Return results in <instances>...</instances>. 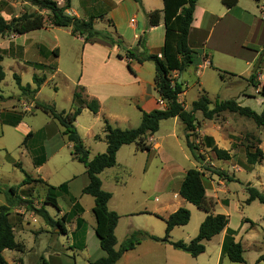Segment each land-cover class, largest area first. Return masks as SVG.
<instances>
[{"label":"rangeland","instance_id":"obj_1","mask_svg":"<svg viewBox=\"0 0 264 264\" xmlns=\"http://www.w3.org/2000/svg\"><path fill=\"white\" fill-rule=\"evenodd\" d=\"M72 1L75 6L80 7V0ZM246 1L249 3L255 0H243V3ZM198 3L196 26L192 25L189 34V44L197 54L193 63L182 74L176 71L171 73L173 80L183 75L181 82L184 84V92L179 95V100L190 110L192 103L205 93L211 100V108L215 106L217 100L233 98L238 102L243 100L242 106L261 112L264 108V98L261 95L264 94V88H261L259 78L256 81L259 83L257 86L249 80L248 75L245 74V60L232 59L222 50L213 51V47L220 48V46L226 50L227 42L238 40L237 31L228 29V32H225L223 29L225 22L213 31L210 21L207 22V31L199 30L198 24H201L204 18L205 8L213 10V13H220L224 8L222 1L199 0ZM105 8L106 5L104 7L94 5L90 11L96 16H104L107 13L106 18H112ZM36 9L37 7L25 0H0V15L8 21L24 11L31 12ZM41 12L49 27L50 12L48 10ZM256 15L257 20L260 19L259 12ZM109 23L112 24L113 21L110 20ZM94 25L100 30L107 23L100 21L99 17ZM258 25L255 30L258 29ZM113 30L111 26L110 31ZM28 37L34 38L33 42L43 44L48 52L40 44L32 43L16 34L7 33L0 36V52L4 55L2 63L5 71V78L0 83V186L7 188L16 186L20 196L24 195L27 199H31L34 205L41 206L46 200L47 187L43 182L35 181L32 182L33 186L26 188L27 184H21L26 177L25 173L35 179L43 178L49 185L58 186L66 182L68 193L57 190L58 205L67 210L79 200L84 207L86 212L83 217L89 231L87 236L89 249L86 251L77 248L85 240V237L84 240L82 238L84 223L80 225V230L73 231L77 225L78 209L68 214L65 221L67 233L64 234L60 233L58 227L48 225L39 215L40 218L38 217L37 220L25 214L32 211L23 212L25 206L17 204L10 208L9 217L15 227L16 241L22 242L25 247L23 251L7 249L4 251V256L8 261L7 264H44V261L47 264H86L89 257L98 256L96 251L99 243L95 233L96 219L91 211L94 198L89 194L82 199L79 198L83 186L87 185L89 180L86 167L74 157L72 143L63 134V127L49 114L36 108L30 95L22 93L14 73L21 77L23 85L30 84L32 87L35 86L33 76L44 75L47 80L37 93L36 100L53 104L58 111L70 112L75 108L73 93L77 85H83L81 80L91 84V88L84 93V96L99 93L106 97L103 98L102 112L93 113L84 107L75 122L92 158L107 149L104 133L105 118L113 127L130 129L139 126L141 110L138 109L135 98L142 88L148 91V94L155 92L150 84L154 82L155 65L148 61L149 64H144L138 73L131 74L128 63L125 66L114 62L102 64L101 56L116 55L114 47H110L109 53L107 47L94 46L91 55H98L95 69L100 70L101 75H99L89 65L83 67L82 57L86 55L85 44L73 35L68 27L51 26L46 31L36 32ZM55 48H58L56 54L52 52ZM208 48L210 53H215L216 58V64L210 66L205 65L203 60L205 55H208L203 53V50ZM121 49L125 50L123 47ZM222 71L228 72L224 78L221 77ZM106 75L115 76L120 80L121 91L116 101L109 99L115 86L98 81ZM158 103L159 108H165L167 105L162 99ZM196 116L198 128L192 139L200 144L198 153L202 156L199 160L193 158L186 146L185 125L179 118H169L161 121L160 128L155 133V140L162 144L161 156L143 153L136 150L134 143L129 144L117 154V164L100 174L103 189L112 193L109 208L120 215L117 229L120 242H123L129 230L131 232L143 230L163 236L166 228L165 218L179 207L188 208L191 211V219L188 224L178 226L171 237L173 240L193 239L198 234L199 221L205 211L186 200L181 202L182 198H175L174 193L179 190L184 171L196 167L202 173L208 199L215 203L211 213L228 215L230 227L236 230L237 241H241L244 247L246 262L243 264H256L258 257L264 253V204L257 200L250 204L245 202L248 197L246 184L251 182L264 191V160L255 165L248 164L246 149L248 147L254 151L251 147L255 143L250 137L252 135L261 137L264 142V127L257 126L251 118L228 111L212 120L206 119L201 112H196ZM21 117V126L14 127L6 123V120L15 122ZM122 117L126 120L123 121ZM202 128L213 135L211 137L215 144L229 150L232 155L230 160H220L212 150L206 148L212 143L201 134ZM29 131H32L33 135L24 142L25 135ZM146 144H149V140ZM40 147L45 149L48 157L47 163L41 169L33 160L35 154L40 153ZM260 147L264 150V143ZM162 160L170 161L169 170H175L170 178V173L161 169ZM210 165L234 174L239 180L227 181L220 178L207 169ZM5 203H7L5 194L0 189V205ZM45 207L54 219L61 218L56 215L58 209L55 206L48 203ZM247 219L250 221L247 222ZM218 237L206 242L207 250L198 259L194 258L197 261L193 260L195 264H240L230 261L225 254L223 255L226 258L220 262L222 249L220 253ZM146 239L149 238H144L142 241ZM121 243L118 244V248ZM119 264L126 263L122 261ZM127 264H162V259L154 257L152 251L148 254L140 252L139 256L130 259ZM258 264H264V260Z\"/></svg>","mask_w":264,"mask_h":264},{"label":"trees","instance_id":"obj_2","mask_svg":"<svg viewBox=\"0 0 264 264\" xmlns=\"http://www.w3.org/2000/svg\"><path fill=\"white\" fill-rule=\"evenodd\" d=\"M33 6L37 7L36 10L28 12L24 11L18 16H14L10 21L6 20L0 15V36L7 33L22 35L30 31L42 29L47 27V20L44 17L42 10H48L51 14L50 24L54 27H71V33L76 36L84 37L85 42L94 43L96 41H105L112 46L123 47L126 54H118L120 58H127L128 60H135L138 63L153 62L155 65L154 84L160 98L166 101L165 108H156L149 112L144 111L139 106L142 112V119L139 126L136 128L122 129L113 127L108 119H104V133L107 142V149L104 153L90 157L89 150L85 147L82 137L75 125L77 117L81 114L85 106L93 113L100 111V102L97 98L86 99L84 96L85 88L77 85L73 93V101L76 104L75 108L66 112L65 110L58 111L53 104L36 100L37 93L41 90L42 85L46 82L47 78L35 74L33 76L34 87L27 84L23 85L21 77L14 73V78L23 94L30 95L34 100L36 108L49 114L56 119L63 127V134L67 139L73 143V155L86 167V172L89 178L88 184L83 188L82 192L94 197L93 213L96 219L95 233L100 239L101 249L105 255L95 260H90L88 264H117L119 259L126 251L134 249L144 238H149L153 241H163L170 243L174 248L183 250L193 257H197L206 251L205 241L211 240L214 236L226 230L222 245V256H225L232 262L243 264L246 262L244 258V247L241 241L235 240L236 231L228 226L229 217L223 213L213 214L215 203L208 199L206 194V185L202 178L201 171L192 167L186 171L185 177L181 183L179 194L186 201L196 205L199 209L207 212L206 218L199 226L198 234L190 241L170 239L171 231L177 226H184L189 223L191 219V211L185 207H179L177 210L169 214L165 218L166 228L163 238L155 234L143 230L133 231L127 238L123 240L118 249L115 248L117 238L115 235V228L118 224L120 215L109 209L108 203L112 198V193L106 191L102 187V180L99 176L105 169L113 167L117 164V152L125 144L136 143L139 149L143 151H150L151 147L146 144L148 137L156 133L160 128L162 120L169 118H179L185 125V143L190 150L193 158L199 160L201 154L198 153L200 144L193 141L192 135L198 128V121L196 112H201L206 119H215L223 112L228 111L237 113L241 116L251 118L255 121L257 126L264 127V108L261 112H257L251 107L242 106L237 100L231 98L227 100H217L213 108L210 107L211 100L203 93L192 103L190 110L185 108L183 102L179 100V95L184 92L183 83L172 79L171 73L176 71L182 74L194 61L197 54L189 44V34L194 21V13L198 0H163L164 8L162 10L155 9L148 14L149 24L151 26L159 25L162 21L165 25V41L163 46L162 55L148 53L144 48V43L140 39L139 46L127 48L123 40L119 36H115L109 30H99L94 25V16L88 19H82L75 14L67 12L71 7L70 0L65 5L61 6L57 0H25ZM142 4V0H134ZM222 4L229 8L235 6L239 0H221ZM58 48L53 49L52 52L57 53ZM58 55V54H57ZM4 55L0 52V83L5 78V71L3 67ZM264 61V50L261 51L259 57L256 59L252 73L249 80L254 86L259 83L256 82L259 78L261 65ZM129 71L135 74L130 62L127 64ZM227 71L221 72V77L224 78ZM236 75L235 73H229ZM15 122L7 121L9 124H18ZM33 135L29 131L24 139V142ZM255 143L251 145L254 151L248 147L246 149V161L250 165L258 164L264 160V150L260 147L261 139L255 135L250 136ZM205 139L211 140L212 145H207L216 154L220 160H230L232 155L228 149L219 147L214 143L211 136H205ZM40 153L35 154L33 160L35 165H42L46 161L45 149L40 147ZM207 169L213 174L218 175L220 178L233 181L239 180L234 174H229L222 169H218L213 165L207 166ZM26 177L21 184H30L35 181L44 182L42 178L35 179L29 174L25 173ZM4 192L7 203L0 205V264H7L3 255L6 249L23 251L24 245L16 241L14 233V225L10 220V208L17 204L24 205L27 210L39 215L51 227H58L60 233H67L65 221L68 218V213H64L60 219H54L45 205L37 207L31 199H27L18 194V187H1ZM57 190L67 192L68 185L66 182L59 186L49 185L46 194L45 204H52L58 210L59 205L57 201ZM246 191L248 197L245 202L250 204L257 200L264 204V191L252 185L251 182L246 184ZM79 205L75 204L74 209H79ZM158 216V215H157ZM250 221L249 219L246 220ZM80 225H83L81 218L77 219L76 230ZM85 245L82 244V248ZM264 260V253H262L256 260V264ZM44 264H47L44 261Z\"/></svg>","mask_w":264,"mask_h":264},{"label":"crops","instance_id":"obj_3","mask_svg":"<svg viewBox=\"0 0 264 264\" xmlns=\"http://www.w3.org/2000/svg\"><path fill=\"white\" fill-rule=\"evenodd\" d=\"M63 1L64 0H59L58 3L61 6H63V5H65V3ZM261 1L264 2V0H255V1H251L249 3L247 1H246V3H243V0H239L235 6H233L232 8H229V9L223 5L224 8L222 9V11L220 13H217V14L213 13V10H210L208 7H206L204 10V18L202 19L201 24L200 23L198 24L199 28H200L199 30H201L203 32L207 31L206 26H207L208 21H210L211 29H213V31L216 30V28L220 24H223L224 22H225V24H224L225 27H223V29L225 30V32H228V29H232V30L237 31L236 36H237L238 40L235 39L233 41L227 42L226 50H223V47L220 46V48L219 47H213V51L216 52V49L222 50V51L227 52L225 54L232 59L245 60V64H246L245 74L248 75V78H249L250 74L252 73L253 65H254L256 59L259 57L261 51L264 50V15L262 14L261 9H260L261 4H262ZM198 2H199V0H198ZM198 2H197L196 9H195L194 21L192 24L193 26H196V22H197L196 12L199 11V5H198L199 3ZM70 5H71V7L69 9H67V12L75 14L82 19H88L90 16H94L95 17L94 23H95L97 21V19L100 17V21L107 23V25L103 26L102 27L103 29L101 28L100 30L106 29V30L110 31L111 26H112L114 28V30H113V32L112 31L111 32L113 34L115 32L116 33L115 36L121 37V39L124 42V45L127 48H133V47L139 46L138 42L141 39L142 42L144 43V48L148 53L158 54L159 56L162 55L164 41H165V25L162 21L159 25L151 26L149 24L148 14L155 9L162 10L164 8L163 0H142V4H139L138 2H136L134 0H114V1H109V2H108V0H80V7L75 6L73 1L70 0ZM94 5H97V6L101 5L103 7H104V5H106L105 9H108V13L112 18H106V15H108L107 13H106V15L104 14V16L93 15L92 12L90 11V9ZM109 5H111V6L109 7ZM257 12H259V14H260V19H258V20L256 17ZM110 20L113 21L112 24L109 23ZM257 24H259L258 29L255 30V28L257 27ZM51 26L52 25H50L49 27H51ZM49 27L47 26V27H44L42 29L30 31L28 33H25L22 35H17V36L18 37H24L26 40L31 41L32 43H37V44H40L41 46H43V44H41L37 41L33 42L34 38L28 37V36H30L31 34L36 33V32L38 33V32H42V31H46V30H48ZM68 28L71 31V27H68ZM77 38L85 44V49H86L85 54L86 55H83V57H82L83 67L86 65H89L90 68H94V72H97L99 75H101L100 70L97 71L95 69V62L97 61L98 55H91L93 53L92 48L94 46L107 47V49H108L107 52H109L110 47H114V49H116V52H115L116 55H113V56L103 55V56H101V62L103 65L107 64L108 62H114L116 64H121V65L125 66V64L130 62L132 69L138 73L144 64H149V62L138 63L135 60H128L125 57L120 58L118 56V54H122V53L124 54V52H126V50H122L121 47H118V46H112L105 41H96L94 43H90V42H85L84 37L77 36ZM39 41H42V40H39ZM44 48L48 52L47 48L46 47H44ZM139 48H140V50H142L141 46H139ZM204 52L208 54V55H205V57L203 59L205 62V65L210 66V65H214V63L216 64L215 53H213V54L210 53L209 48L203 50V53ZM40 56L44 57L43 55H40ZM58 56H59V54L56 55V57H58ZM47 57H48V55H47ZM83 70H84V68H83ZM56 71H57V68H56ZM82 75H84V74H82ZM182 78H183V75H182ZM263 79H264V61L261 65L260 72H259V82L261 83V88L262 87L264 88V85L262 86V80ZM98 81L100 83H103V84L109 83V84H112L113 86H115L114 92L109 95L110 96L109 99H112L113 101L118 100V98L120 96V91H121V88L119 87L120 86V80L118 78H116L115 76L106 75V77H102ZM81 84H83L81 86H83L85 88V92H88V90L91 88V84L84 82L83 80H81ZM150 84H151V86H153V89L155 90V92L148 94V91H146L144 88H142V91L139 94H137V97L135 98L136 104L141 109H143L144 111H147V112H149L153 109L159 108L158 101L161 100L157 90L155 89L154 82H151ZM92 87H93V85H92ZM261 95L264 98V94H261ZM243 96L245 97L246 95H243ZM85 98L86 99L97 98L100 102V105H101L100 111L98 112V114L100 112H102V110H103V98H106L104 95L99 94V93H91L90 95L85 94ZM238 99H241V98H238ZM242 101L243 100H240L239 103L241 104ZM185 108L187 109L186 105H185ZM140 114H141V119H142L141 111H140ZM122 118H123L122 119L123 121L126 120L125 117H122ZM174 119H177V117ZM6 123L9 124L8 122H6ZM140 123H141V121H140ZM10 125H13V124H10ZM21 125H22V117L20 120H18V124H16V125L14 124L13 126L18 127ZM27 131H28V129H26L25 132H27ZM201 132H202L201 134H203V136H206V135L207 136H209V135L213 136L207 130H204L203 128L201 129ZM260 139H261V137H260ZM148 140H149V144L152 145L151 151H143V150L139 149V147L137 146L136 143H134L136 145V147H135L136 150L143 151V153H146V154H155L157 156H161L162 144L160 142H158L157 140H155V133L150 135L148 137ZM261 141L262 142H261L260 146H263V143H264L263 139H261ZM217 143H218V141H217ZM131 144H133V143H131ZM127 145H129V144L123 145L120 148V150ZM72 146H73V143H72ZM206 148L211 150V148L208 146H206ZM120 150L117 152V154L120 152ZM45 154H46V152H45ZM47 161H48V157L46 156V161L42 165H40V166L36 165V166L39 169H41L42 167H44V165L47 163ZM169 163H170V161L164 162L162 160L161 169L163 171H168V174L170 173V176H169V178H170L171 175L175 172V170H173V169L169 170V166H168ZM179 170L180 169H178V171ZM187 170L184 171V176L182 177V180L179 184V189H180L181 183L185 177ZM100 174H99V176H100ZM43 181H44L43 183L47 187V191H48V183H46V181L44 179H43ZM88 182H89V180H88ZM33 185H34L33 183L27 184L26 188L31 187ZM102 185H103V182H102ZM85 186H86V184L83 186V188ZM83 188H82V190H83ZM68 191H69V188H68ZM68 191L66 193H68ZM46 194H47V192H46ZM85 195L86 194L81 191L79 198L82 199L83 196H85ZM22 197L26 198V196H24V195ZM174 197L175 198L181 197L179 194V190L174 193ZM207 197H208V194H207ZM183 200H185V199L182 198L181 202ZM57 201H58V197H57ZM42 203L44 204L45 202H42ZM42 203H41V205H42ZM75 204H78L80 207L76 211L77 212L76 218L77 219L81 218L83 220V223H84V227L82 228V231L84 232V233L82 232L83 233V236H82L83 240L85 237V240L83 243L85 245V247L82 248V244H80L79 246H77V248L80 250H86L87 251L89 249L88 244H87V236H88L89 231H88L87 222H86L85 218L83 217L86 210L80 204L79 200ZM94 204H95V201H94ZM94 204L91 206V211H93ZM46 205L47 204H45V206ZM74 205L71 206L70 208H68L67 210H64L63 208L59 207L60 210H57L56 215L58 217H62L64 213L70 214L74 210ZM108 206H109V203H108ZM37 207H39V206H37ZM177 209L178 208H176L175 210H177ZM25 210H27L26 207H25L23 212H25ZM25 214L32 216L35 219H37L39 217L38 215H34L33 212L32 213H25ZM207 214H208L207 212L203 213V215L201 216V219L199 221L200 224L206 218ZM119 222H120V220L118 221V224L115 228V235L117 238V244L115 245L116 249H118V244L121 243L120 239L118 237V234H117ZM85 226H86V228H85ZM228 226L230 227V224H228ZM95 227H96V224H95ZM177 227H175L171 231V234H170L171 240H173L171 235ZM78 230H80V229H78ZM78 230H76V228H75L73 231H78ZM14 233H15V238H16L17 234L15 232V227H14ZM131 233L132 232L129 230L125 237L127 238ZM225 234H226V230H223V232L216 235V236H219L218 238H219L220 253H221ZM164 235L163 236L157 235V236L160 238H163ZM216 236H214V237H216ZM237 238H238V235H237V233H235V240H237ZM98 241H99V243H98V248L96 251V253H98V256H96L95 258H91L88 256L89 258H88V261L86 264H88V262L90 260H95V259L100 258V257L105 255V252L101 249L99 237H98ZM173 241H176V240H173ZM207 241L204 242L205 245H206ZM18 242L21 243L22 245H24L22 242H20V241H18ZM73 243L74 242L72 241L71 244H73ZM24 247H25V245H24ZM206 250H207V246H206ZM4 251H3V255H4ZM151 251L153 252L154 257H159L160 259H162V264H195L194 262H197V261L194 260V258L198 259L202 254H204L206 252L205 251L204 253L200 254L197 257H193L192 255H190L189 253H187L183 250L174 248L168 242L153 241L151 239H146V240L142 241L140 244H138L134 249L126 251L123 254V256L119 259L117 264H119L122 261L127 264L130 259H133V258H136V256H139L140 252H142L144 254H148ZM224 258H226V257H224V256H222V258L220 257V260H221L220 262H222ZM193 260H194V262H193ZM6 261H7V259H6ZM217 262H218V258L216 260V263Z\"/></svg>","mask_w":264,"mask_h":264},{"label":"built area","instance_id":"obj_4","mask_svg":"<svg viewBox=\"0 0 264 264\" xmlns=\"http://www.w3.org/2000/svg\"><path fill=\"white\" fill-rule=\"evenodd\" d=\"M260 9H261L262 14L264 15V2L261 4Z\"/></svg>","mask_w":264,"mask_h":264},{"label":"water","instance_id":"obj_5","mask_svg":"<svg viewBox=\"0 0 264 264\" xmlns=\"http://www.w3.org/2000/svg\"><path fill=\"white\" fill-rule=\"evenodd\" d=\"M178 81H179V82L182 81V75L179 76Z\"/></svg>","mask_w":264,"mask_h":264}]
</instances>
